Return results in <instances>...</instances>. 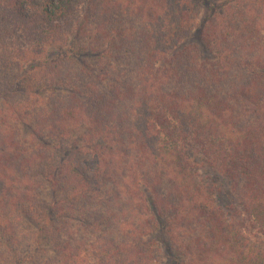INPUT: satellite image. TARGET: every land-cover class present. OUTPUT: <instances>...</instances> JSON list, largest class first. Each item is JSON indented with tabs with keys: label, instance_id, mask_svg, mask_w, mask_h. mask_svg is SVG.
<instances>
[{
	"label": "trees",
	"instance_id": "1",
	"mask_svg": "<svg viewBox=\"0 0 264 264\" xmlns=\"http://www.w3.org/2000/svg\"><path fill=\"white\" fill-rule=\"evenodd\" d=\"M26 1L52 20L68 6ZM126 1L149 28L140 82L120 94L133 100L135 127L124 111L114 116L122 128L103 124L79 97L52 110L16 103L13 115L0 102V264H264V0H212L220 7L203 26L215 51L209 68L186 44L195 0ZM110 32L103 50L120 42ZM240 58L253 79L232 94L187 86L191 67L176 65L193 63L215 82ZM87 124L99 148L72 141ZM220 178L231 187L223 204Z\"/></svg>",
	"mask_w": 264,
	"mask_h": 264
},
{
	"label": "rangeland",
	"instance_id": "2",
	"mask_svg": "<svg viewBox=\"0 0 264 264\" xmlns=\"http://www.w3.org/2000/svg\"><path fill=\"white\" fill-rule=\"evenodd\" d=\"M31 1L33 3L40 0ZM195 2L197 21L186 44L198 47V51H193L198 58V66L205 65L209 68L215 61V51L203 34V26L215 11H219L220 3L212 0ZM64 4L68 5L65 15L52 20L43 15L39 5H28L26 0H0V102L10 103L7 107L10 115H13L10 107L16 106V103L22 112L26 105L52 110L66 104L71 98L79 97L83 100L81 103L84 104L86 113L102 114L103 124L122 128L121 121L114 116L124 111L128 112L124 124L135 127L138 115L136 109L131 110L133 100L120 94L125 83L136 86L140 82L138 71L144 67L146 59L143 33L149 30L145 26L146 21H143L141 15L128 9L126 0H64ZM84 23L89 25L88 29L82 27ZM112 29H115L116 34L113 36H118L120 42H117V49L103 50L97 44L107 41L111 36L105 38L104 35L110 34ZM90 42L95 46L92 49L89 47ZM242 60L236 59V62L228 65V70H221L222 78L216 83L207 82L201 77L193 69L194 66H191L193 63L181 64L185 68L176 65L180 71L191 67L187 86H201L218 94H232L253 79ZM115 89L118 91L116 97L111 94ZM27 124L28 121L21 124L20 130L22 137L29 140L31 129ZM89 131L88 124L82 128L77 127L72 141L84 146L92 138ZM47 132L45 135L41 134L45 140L49 139ZM92 142L95 148L104 144L101 139H94ZM91 160L90 154L85 156L84 166L87 167ZM205 174L204 172L203 175ZM209 175L213 176V173L210 172ZM217 181L221 191L220 204H223L228 198L232 199V196L226 197L231 187L225 178ZM59 198L63 199V194ZM47 200L51 201L52 196L47 195ZM98 210L99 208L97 214ZM75 224L80 228L82 225L85 239L96 240L98 233L92 235L91 225H85L84 221H75ZM80 237L78 232V238ZM159 238L164 242L166 234ZM162 244L166 247V243ZM170 257L172 256H164V260L167 262L171 260Z\"/></svg>",
	"mask_w": 264,
	"mask_h": 264
}]
</instances>
